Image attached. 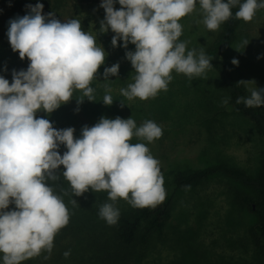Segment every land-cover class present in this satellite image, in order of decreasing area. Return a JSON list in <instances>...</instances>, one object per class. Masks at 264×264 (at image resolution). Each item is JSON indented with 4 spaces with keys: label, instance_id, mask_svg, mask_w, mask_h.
Here are the masks:
<instances>
[{
    "label": "clouds",
    "instance_id": "clouds-1",
    "mask_svg": "<svg viewBox=\"0 0 264 264\" xmlns=\"http://www.w3.org/2000/svg\"><path fill=\"white\" fill-rule=\"evenodd\" d=\"M102 0L105 11L100 22L101 33H114L111 43L122 41L135 45L125 58L135 70L134 82L121 89L128 100L155 98L166 92L175 71L189 80L207 78L213 68L212 58L204 50H188L180 41L183 32L180 20L197 11L203 15L207 30L218 31L233 18L251 22L257 11L264 9V0ZM29 12L10 19L8 40L19 57L30 61L27 70L12 72V82L0 76V254L3 264H21L42 252L51 253L54 238L67 226L69 210L54 192L49 181L62 175L72 193L81 196L91 189L106 191L108 198L127 201L134 208H155L166 199L160 161L153 157L145 143H131L133 137L153 143L163 130L152 120L137 127L132 118L101 117L97 123L75 129H57L49 119L37 112L51 114L73 98L77 105L84 98L95 101L91 84L104 64L106 53L96 35L82 30L78 19L62 22L54 13L42 14L43 4L26 5ZM249 40L242 42L244 48ZM259 58V57H258ZM233 65L238 60L233 58ZM119 64L104 68L103 80L118 76ZM249 81H239L247 85ZM254 82V81H252ZM255 83V82H254ZM105 105L113 98L105 85ZM250 95L236 99L246 108L264 105V88L248 89ZM229 100H223L227 105ZM123 105V103H121ZM79 111V108L75 109ZM66 151L61 155L58 149ZM67 194V193H65ZM77 205L76 200L71 201ZM10 205L15 208L9 210ZM100 218L115 225L119 210L112 203L99 209ZM70 256V251L63 253ZM48 259V256L44 257Z\"/></svg>",
    "mask_w": 264,
    "mask_h": 264
},
{
    "label": "rangeland",
    "instance_id": "rangeland-1",
    "mask_svg": "<svg viewBox=\"0 0 264 264\" xmlns=\"http://www.w3.org/2000/svg\"><path fill=\"white\" fill-rule=\"evenodd\" d=\"M54 2L52 13L57 19L62 22L78 19L82 30L96 35L97 43L106 53L96 80L100 76L98 84L110 85L121 94L122 88L125 89V86L134 82L136 73L131 62L125 58V53L135 51V45L128 43L127 48H124L121 46L123 42L118 40L117 46L113 47L111 40L114 33L111 29L107 34L99 31L100 22L105 16V11L100 6L102 0L97 3L71 0ZM9 5L10 0H0V76L11 83L13 70H27L30 61L26 57L21 59L18 51L14 52L10 46L7 35L9 21L12 19ZM120 7L118 0H115L114 8ZM180 23L183 32L179 39L187 42L188 50H205L209 41L220 30L213 32L206 29L199 4L197 11L182 18ZM237 25V38L223 52V59L230 65L237 81H249L245 87L250 95L248 89L264 88V9L258 10L251 22L238 19ZM244 40L249 42L243 48ZM233 58L238 60V65L232 64ZM115 63L119 64L118 76H109V80H103L104 68ZM206 75L207 78L189 80L184 74L173 71L168 90L160 91L155 97H158L157 108L154 98L128 100L121 94L125 107L120 114L105 116L109 119L117 116L127 119L130 117L128 109L131 106L130 118L136 121L137 127L146 120H152L163 130L162 137L153 143L136 137L131 140L133 144L145 143L153 157L160 161L167 193L165 200L172 201L171 216L163 235L153 238L145 252L148 264H256L253 258L255 248L251 234L249 235L253 216L248 212H241L237 197L244 191L238 182L222 174L207 177L185 188L176 187L173 182L176 173L218 162L237 165L250 172L258 165L257 156L261 143L251 121L223 106L224 93L220 89L215 70L212 68ZM134 101L133 104L136 105L132 104ZM160 101L164 102V106ZM74 107L73 96L68 103L62 104L51 114L39 111L36 115L49 119L57 129L73 127L74 136L79 138L82 126L91 127L100 118L86 116L81 108L77 112ZM141 113L146 116L137 118ZM58 151L62 155L66 148L61 145ZM108 201L130 205L119 198L115 202L108 198ZM9 207L14 209L15 205ZM101 221L92 235V239L98 242L105 236V230L101 227L104 220ZM81 245L78 248L70 243L59 247L54 242L50 254L42 252L44 257H49L44 258V264H87V256L91 252L87 244ZM65 251H70L67 258L63 255ZM135 255H138L137 252L133 256ZM28 260L21 264H28ZM0 264H3L2 254Z\"/></svg>",
    "mask_w": 264,
    "mask_h": 264
},
{
    "label": "trees",
    "instance_id": "trees-1",
    "mask_svg": "<svg viewBox=\"0 0 264 264\" xmlns=\"http://www.w3.org/2000/svg\"><path fill=\"white\" fill-rule=\"evenodd\" d=\"M71 1L97 3L101 0ZM37 2L43 4L42 14L53 12L56 3L54 0H10L9 14L11 18L14 19L27 14L29 9L26 5H35ZM242 2L243 0H241ZM237 10L238 6L232 9L233 18L221 25L219 32L205 47L204 53L212 58L211 63L220 81V89L224 93V99L229 100L228 104H223V106L249 119L260 139L261 147L257 156L258 165L255 170L250 172L237 165L218 162L203 168L176 173L173 176V182L176 187L185 188L215 174H222L238 182L244 191L237 197L241 212L243 214L250 213L249 215L253 216V225L251 233H249L255 248L253 258H255L256 264H264V105L259 108H246L242 103L236 104V99L241 96L247 97L248 92L245 85L234 78L230 65L223 59V52L237 38L238 19L235 18ZM102 40L104 41V38ZM104 44L107 46V42L104 41ZM98 75L99 73H97V78ZM99 79H101L100 76ZM99 79L91 84V87L94 88L95 101L84 98L83 102L77 105L76 98L82 96V93L77 90L73 93L74 108H81L82 113L86 116H95L98 119L107 116V114L109 116L120 114L123 107H125L124 97H121L122 95L118 91L113 90L108 85L110 87V93L108 94L112 96L113 103L105 105L102 100L106 94L105 85L107 84H98ZM124 88L127 89V86ZM153 100L157 104L155 105V108H157L158 97ZM161 105L164 106L163 101ZM129 107L128 113L131 117V106ZM145 116L141 113L137 118ZM62 171L63 166H61L59 180L49 181L48 183L53 187L54 192L62 198L69 210L70 218L67 226L63 227L55 236L54 242L59 247L73 243L80 248L81 244L84 246L87 244L91 252L87 256L89 258L87 264H148L144 256L145 252L148 250L153 238L163 235L171 216L172 201L167 199L155 208H134L131 205L112 203L119 210V218L115 225H109L104 219L100 218L99 212H95L103 204L110 203L106 191L93 192L89 189L83 195L76 196L72 193L69 183L64 179ZM73 199L77 201V205H73L71 202ZM9 210H12V208L9 207ZM101 220H104L101 227L105 230V236L98 242L92 239V235L93 230L100 226ZM135 252L138 255L133 256ZM140 258L141 261H139ZM28 264H44V253L31 261L29 259Z\"/></svg>",
    "mask_w": 264,
    "mask_h": 264
}]
</instances>
